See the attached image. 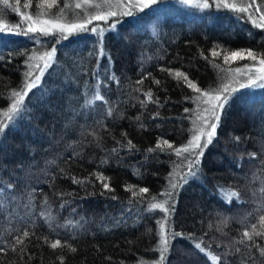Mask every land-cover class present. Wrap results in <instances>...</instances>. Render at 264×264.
Listing matches in <instances>:
<instances>
[{"label":"trees","instance_id":"obj_1","mask_svg":"<svg viewBox=\"0 0 264 264\" xmlns=\"http://www.w3.org/2000/svg\"><path fill=\"white\" fill-rule=\"evenodd\" d=\"M209 2L211 7L198 9L163 0L131 16L111 17L97 24L104 29L103 37L91 31L70 33L66 39L0 32V119H6L2 113L10 106L12 91L23 86L33 62L28 58L56 49L52 66L28 92L22 112L0 134V188L4 196L18 198L0 209V264H60L59 256L64 264H154L159 260L158 221L166 214L148 211L147 204L153 196L164 199L170 174L181 186L175 190V211L165 221V230L181 235L171 238L164 264H212L194 247L198 242L212 255L229 253L228 264H241L247 249L236 244L241 249L236 253L232 245L264 216V88L249 83L241 87L231 81L232 71L221 69H244L253 62L225 63L227 52L252 50L258 58L264 56V27L258 26L255 12H264V0H255L247 12ZM226 2L240 7L253 0ZM25 3L28 0H20V12L32 17L42 13L39 17L63 23H82L96 10L84 0H57L52 9L38 8L40 0H31L27 9ZM76 3L82 7L75 8ZM9 4L17 7L16 0ZM64 4L70 6L61 12ZM0 12L12 25L22 22L2 2ZM213 50L220 55L212 56ZM168 70L185 73L202 90L224 84L235 89L196 175L186 183L180 181L188 171L183 156L178 158L163 144V151H148L163 140L174 148L186 146L193 134L198 105L192 98L197 93ZM33 78L32 72L29 80ZM97 86L107 103L88 105ZM149 89L159 104L140 103ZM97 172L108 178L112 190L102 187ZM71 177L85 183L75 184ZM129 186L149 191L133 197ZM223 189L237 191L239 198L228 202ZM29 193L34 197L31 205ZM45 197L48 205L43 204ZM41 211L55 218L53 228L45 224ZM67 221L72 224L56 227ZM17 229L36 234L25 240L24 253L10 247ZM44 237L66 241L77 251L53 250ZM256 242L264 245V239ZM252 252L259 260L254 248Z\"/></svg>","mask_w":264,"mask_h":264},{"label":"snow or ice","instance_id":"obj_2","mask_svg":"<svg viewBox=\"0 0 264 264\" xmlns=\"http://www.w3.org/2000/svg\"><path fill=\"white\" fill-rule=\"evenodd\" d=\"M0 2L3 3L5 8H11L13 12L19 13L21 15L22 21L26 19L27 21H30L25 28L22 24V22H18L15 25H12L8 22H6L5 17L2 12H0V32H8V33H14V34H23L28 35L29 33L33 34H40V35H52V36H59L60 38L66 39L67 36L64 35L65 30H67L69 33L74 31H91L93 33H97L98 36L103 37L104 29L100 28L99 25L89 28L88 25L92 24L93 21H103L107 23L109 17H117V16H131L134 15L135 11L143 12L146 8L155 5L157 3H163V0H102V3H94L93 0H84V4L93 7L96 9H101L102 7H107L108 9L112 8H119L121 9L120 12H117L115 10H108L106 12L101 11L96 14L89 15L84 22L82 23H71L68 25L59 24L52 20H39V16L42 13H36L37 19L33 20L32 15H27L26 13H21L18 5L20 4V0H16L17 7L13 8L9 4V0H0ZM255 0H253V3L247 4V5H241L240 7H237L236 4H229L226 2V0H217L215 3L216 7H225L230 8L233 10H236L238 12H247L249 8L253 7ZM180 3L194 6L197 8H204L207 9L211 7L209 0H180ZM31 4V0H28V3L24 4V8H29ZM57 5V0H40V3L37 5L38 8L46 7L48 9H52L54 6ZM70 5L64 4L63 8H61V12H63L64 8H68ZM75 8H81V3H76ZM257 11L260 9L257 8ZM260 20L264 21V15H261ZM119 21L113 22L111 25V28H115V24ZM255 23V21H254ZM39 25V27H37ZM50 25L51 27H47ZM260 27H264V24L258 25ZM19 30V31H17ZM156 33L153 32V35ZM56 49L53 47L51 51L45 52L41 54L39 57H32L30 56L28 59H39L43 61V66L36 65L35 67L38 69L39 74L35 76V78L29 80L30 77H32V69L33 65L29 64L28 68L29 71L26 72L25 75V81L23 83V86L19 90H13L11 93V97L9 98L11 103L10 106L7 107V109L2 113L3 117L6 119H0V134H3L6 128H9L12 126V122L16 119L17 116L20 115V113L23 110L24 100L25 97L28 96V92L36 87L37 82L41 79V76L44 74L45 70L48 69L50 66H52L53 58L55 56ZM101 55H103V50H101ZM220 55L219 52L213 50L212 56H218ZM244 59H250L252 61H257L261 67L257 68L255 70L256 73H259V75H254L252 72V68L248 65H245V68L247 69V73H243L241 68H236L235 73L247 75L249 86L257 87V88H264V56H260L258 58L257 54L254 53L252 50H247L246 52L241 51H231L227 52L223 56V60L225 63H227L229 60H244ZM216 67H219V65H215ZM170 75H173L174 79H181L183 78L184 81L187 82V85L189 88L193 89L197 95L193 97L192 99L194 102L197 103L198 109H200L196 113V118L193 121V129H192V138L188 142V145L180 147V148H174L171 143L167 140H163L162 143L158 142L156 144V147L154 149H148L149 152H153L156 150L163 151V145H167V148L175 153V155L179 158L183 156L184 160H187V168L188 171L180 176V181L183 183L187 182V179L189 176H195L196 171L195 169L198 167L200 162V157L204 153V149L208 147L209 144L212 143L213 139L216 136L217 133V127L219 124V121L221 119V113L222 110L225 108V105L228 103L229 98L231 96V91H235V89L229 90V86L227 84H224L222 87L219 88H208L207 90H202L200 87L196 85L193 81L189 80L185 73L181 71H175L174 73L171 70H168ZM221 71L229 72L232 71L231 69H221ZM114 78V77H113ZM227 77H221V79H226ZM115 79V78H114ZM138 84H143V80L137 81ZM154 83L157 85L160 83L159 80H155ZM241 87H245V85L241 84ZM153 92L149 89L144 93V96L146 97L145 100L140 101L142 105L146 103H157L159 104V99H153ZM93 101H101L104 103H107L105 100L104 95L101 94L99 90V86H97L93 99L87 101L88 105H91ZM201 105H207V107L200 108ZM186 112L189 111V109H185ZM108 115H112V109H108ZM158 115V114H157ZM143 127V125H141ZM239 140V138H236ZM128 145L131 147H135L132 144L131 140L127 141ZM113 152L116 151L114 148L112 150ZM187 154V155H185ZM250 156L254 159L256 154L251 153ZM193 157V158H189ZM179 167V166H177ZM96 179L101 182L102 187L106 190H112L110 189L109 183L106 181L108 180L107 177H105L102 173L97 172L94 174ZM170 181H169V188L165 190V192L162 194L164 196L163 200H157L156 196H153L151 198V201L147 204V210L148 211H154V210H161L166 215L162 221H158L160 227L159 231L157 233L159 237V244L156 249V251L159 252V260L155 261L154 264H164V261L166 259V253L170 249V240L171 238H174L176 236L181 235L177 232H166L165 230V221H167L168 217L171 215L172 212L175 211V203H174V195L175 190L178 189L181 186V183L177 182L175 177L170 174ZM72 182L75 184H82L85 183V180L78 179L76 177H71ZM8 188H11L12 185L9 184L7 186ZM129 191L132 192L133 197H137L138 194H144L149 191L146 187L139 188L138 192L132 191V186H129ZM264 191V189H262ZM223 192L225 193V199L228 202H231L234 198H239V193L232 189H223ZM115 199V197H112ZM18 198L15 195H8L4 196V190L0 188V209H4L8 206L9 201H15ZM34 197H32V194L29 193V205H31L32 200ZM44 205H48V199L47 197L43 200ZM64 205L61 204V207ZM41 218L44 220L45 224L48 225L49 228H53V221L54 217L51 215L49 211H41L40 212ZM71 221H67L64 225H56V227H68L71 225ZM54 230V229H53ZM19 234L14 237V243L10 245L11 250L13 252H19L24 253L26 251V245L25 240L30 239L31 237H35V232H32L28 229H17L16 230ZM256 238L264 239V216H261L259 218L258 225L253 224L250 228H245L241 234V238L239 240H235L232 247L234 248L236 253H241V249L239 247H235L236 244H243L245 245V248L247 251L243 254L244 259L241 261V264H248L249 261H251V264H264V245H261L256 242ZM36 239H40V237H36ZM44 242L48 244L50 248L53 250L57 248H67L71 252H76L77 249L75 247H72V245L68 244L66 241L62 244L60 239H55L54 241H49L47 237H44ZM219 246V245H218ZM194 247L198 249L201 253L205 252V247L202 246V242L195 243ZM255 249L258 253L259 260L253 255L252 249ZM4 252L3 248H0V253ZM229 255V253H224L223 255H211L210 259L214 262V264H220L221 260H224V264H228V261L226 257ZM31 259V257H29ZM58 259L60 260V264H64V257L59 256ZM143 264V262H141Z\"/></svg>","mask_w":264,"mask_h":264},{"label":"rangeland","instance_id":"obj_3","mask_svg":"<svg viewBox=\"0 0 264 264\" xmlns=\"http://www.w3.org/2000/svg\"><path fill=\"white\" fill-rule=\"evenodd\" d=\"M177 2L179 3L180 2V0H177ZM185 5V4H184ZM186 6H189V5H186ZM190 7H194V6H190ZM197 8V7H196ZM198 9H202V8H198ZM257 9V8H256ZM255 9V12H256V14L259 16V18L261 17V15H264V12H260V11H257ZM108 10H115V11H117V12H120L121 11V9H119V8H112V9H108L107 7H102L101 9H96L94 12H92L90 15H92V14H96V13H98V12H101V11H104V12H106V11H108ZM21 13H24V12H21ZM19 14V13H18ZM89 16V15H88ZM87 16V17H88ZM109 18H111V17H109ZM109 18H108V20H109ZM18 19L20 20V21H22V19H21V15L19 14V16H18ZM37 19V17H33V20H36ZM39 20H41V21H43V20H51V19H48V18H43V17H39ZM52 21H55V22H57V23H59V24H63V25H68V24H71V23H63V22H60V21H56V20H52ZM22 22H24V24H25V27H27V25L29 24V23H31L30 21H27L26 19H24ZM98 22H100V21H93L92 23L94 24L92 27H95V26H97V24H98ZM259 22H260V24H264V21H262V20H259ZM78 23V22H77ZM37 27H39V25H37ZM47 27H51L50 25H48ZM91 27V28H92ZM74 32H77V31H74ZM74 32H71V33H74ZM67 34H70L67 30H65V33H64V35H67ZM43 61H41V60H39V59H33V62H31V64L34 66L33 67V69H32V72L33 73H35V76L36 75H38L39 74V72H38V69L35 67L36 65H39V66H43ZM249 67H251L252 68V72H253V74L254 75H259V73H256L255 72V70L257 69V68H259V67H261L260 65H259V63H258V61H253L252 63H249V65H248ZM242 72L243 73H247V69L246 68H244V69H242ZM230 77H231V81L232 82H235V84H245V83H249V81H248V76L245 74V75H242V74H237V73H235V70H232V72L230 73ZM230 83V82H229ZM234 85H232V86H230V87H233ZM229 87V88H230ZM203 107H207V105H201L200 106V108H203ZM200 109H198V106H197V108H196V112H198ZM159 227H160V225H159ZM207 256H208V258L210 259V256L212 255V254H210L209 252H207V251H205L204 252ZM211 260V259H210ZM211 262H212V264H214V262L211 260Z\"/></svg>","mask_w":264,"mask_h":264}]
</instances>
